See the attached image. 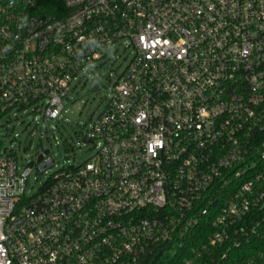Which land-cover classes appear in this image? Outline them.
Segmentation results:
<instances>
[{
  "label": "built area",
  "instance_id": "1",
  "mask_svg": "<svg viewBox=\"0 0 264 264\" xmlns=\"http://www.w3.org/2000/svg\"><path fill=\"white\" fill-rule=\"evenodd\" d=\"M122 45L87 161L0 135V264H264V0H0V128Z\"/></svg>",
  "mask_w": 264,
  "mask_h": 264
},
{
  "label": "rangeland",
  "instance_id": "2",
  "mask_svg": "<svg viewBox=\"0 0 264 264\" xmlns=\"http://www.w3.org/2000/svg\"><path fill=\"white\" fill-rule=\"evenodd\" d=\"M131 57V49L122 45L90 65L87 74L70 83L58 118L44 119L38 113H18L11 120L3 121L0 135L5 144L18 148L19 165L36 159L41 147L49 148L54 161V166L45 173L31 175L28 194L36 192L57 171L83 163L94 155L95 148L82 142L81 134L105 110L114 76L123 71ZM92 83L98 84L99 89L92 91Z\"/></svg>",
  "mask_w": 264,
  "mask_h": 264
},
{
  "label": "trees",
  "instance_id": "3",
  "mask_svg": "<svg viewBox=\"0 0 264 264\" xmlns=\"http://www.w3.org/2000/svg\"><path fill=\"white\" fill-rule=\"evenodd\" d=\"M59 2V1H58ZM50 11V10H49ZM52 11V10H51ZM154 263L153 264H169L170 263V260L171 258H169V255L167 254H162V253H157L155 256H154Z\"/></svg>",
  "mask_w": 264,
  "mask_h": 264
},
{
  "label": "water",
  "instance_id": "4",
  "mask_svg": "<svg viewBox=\"0 0 264 264\" xmlns=\"http://www.w3.org/2000/svg\"><path fill=\"white\" fill-rule=\"evenodd\" d=\"M97 88H98V87H97V85H96V84H94V85L92 86V89H91V90H92V91H96V90H97ZM45 151L47 152V149H45Z\"/></svg>",
  "mask_w": 264,
  "mask_h": 264
}]
</instances>
